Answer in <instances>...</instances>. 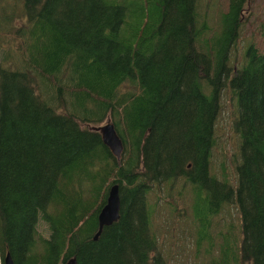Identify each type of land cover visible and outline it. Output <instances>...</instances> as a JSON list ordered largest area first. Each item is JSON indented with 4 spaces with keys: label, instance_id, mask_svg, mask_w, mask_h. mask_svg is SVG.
Masks as SVG:
<instances>
[{
    "label": "trees",
    "instance_id": "16d2710c",
    "mask_svg": "<svg viewBox=\"0 0 264 264\" xmlns=\"http://www.w3.org/2000/svg\"><path fill=\"white\" fill-rule=\"evenodd\" d=\"M4 1L0 27L22 41L16 57L0 55V264L8 252L16 264H169L150 194L181 178L200 245L212 215L238 211L239 238L227 232L198 264H264V17L263 43L234 55L251 0H226L214 27L204 0H20L19 25ZM225 87L237 108L233 183L212 170ZM105 119L120 158L91 127ZM117 182L120 216L95 238Z\"/></svg>",
    "mask_w": 264,
    "mask_h": 264
},
{
    "label": "rangeland",
    "instance_id": "374dc122",
    "mask_svg": "<svg viewBox=\"0 0 264 264\" xmlns=\"http://www.w3.org/2000/svg\"><path fill=\"white\" fill-rule=\"evenodd\" d=\"M8 2L14 3L17 11L14 21L19 25L24 17L21 1L5 0L4 4ZM205 3L208 5H204L203 8H206L210 15L208 22L214 27L217 8L226 5V0H204ZM249 9L251 12H248ZM7 15L8 12L5 13L4 19L8 18ZM262 17H264V0H251L247 6L246 23L243 25L240 39L234 47L236 58L242 57L250 39L259 44L263 43V39L257 33L258 30L256 32L258 19ZM2 26L3 28L0 27V55L4 50L12 48L10 50L15 53L16 57L22 37L16 32L15 26L8 27L7 24H2ZM14 58H11L7 64L14 66L16 64ZM223 92L222 107L216 122L212 170L217 174L224 172L233 183L235 182L234 165L240 156L239 137L232 127L237 108L235 101L229 95L228 87H225ZM107 121L108 119H105L100 123L92 124L91 127L100 126ZM150 200L155 203L153 223L158 233L161 250L169 264H198L207 261L212 254L214 256L220 253V242L222 243L227 232L233 233L239 238L238 211L236 206L230 203L224 210L212 215L208 239H203L201 245L198 243L199 221L192 213L193 193L190 184L185 183L183 178L176 184L172 192L166 183L161 189L154 185ZM39 228L42 232H47L46 224L41 223Z\"/></svg>",
    "mask_w": 264,
    "mask_h": 264
},
{
    "label": "water",
    "instance_id": "95a60500",
    "mask_svg": "<svg viewBox=\"0 0 264 264\" xmlns=\"http://www.w3.org/2000/svg\"><path fill=\"white\" fill-rule=\"evenodd\" d=\"M97 129L101 132L104 143L120 158L124 149V141L116 129L115 124L108 120L97 127ZM120 208V185L117 182L110 186L107 202L99 212V229L95 234V238L99 236L105 225H109L119 218ZM4 264H16L9 252L6 254ZM65 264H78V259L76 256H73Z\"/></svg>",
    "mask_w": 264,
    "mask_h": 264
}]
</instances>
